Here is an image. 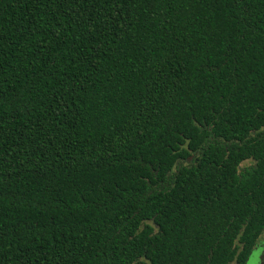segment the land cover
<instances>
[{"label": "trees", "instance_id": "trees-1", "mask_svg": "<svg viewBox=\"0 0 264 264\" xmlns=\"http://www.w3.org/2000/svg\"><path fill=\"white\" fill-rule=\"evenodd\" d=\"M262 238L264 0H0V264Z\"/></svg>", "mask_w": 264, "mask_h": 264}, {"label": "rangeland", "instance_id": "rangeland-1", "mask_svg": "<svg viewBox=\"0 0 264 264\" xmlns=\"http://www.w3.org/2000/svg\"><path fill=\"white\" fill-rule=\"evenodd\" d=\"M253 163L251 161H247L245 162L242 167H249L251 166ZM264 241V239H263ZM263 254V245L259 242L256 246V248L254 249L249 261L247 264H260V260ZM256 255V257H255Z\"/></svg>", "mask_w": 264, "mask_h": 264}, {"label": "flooded vegetation", "instance_id": "flooded-vegetation-1", "mask_svg": "<svg viewBox=\"0 0 264 264\" xmlns=\"http://www.w3.org/2000/svg\"><path fill=\"white\" fill-rule=\"evenodd\" d=\"M264 238H262L259 242L263 245V254H262V257H261V260H260V264H264V241H263ZM258 242V243H259ZM256 248V247H255ZM254 248V249H255ZM254 251V250H253ZM253 253V252H252ZM252 255V254H251ZM251 257V256H250ZM256 257V255H255ZM250 259V258H249ZM249 261V260H248ZM248 263V262H247Z\"/></svg>", "mask_w": 264, "mask_h": 264}]
</instances>
